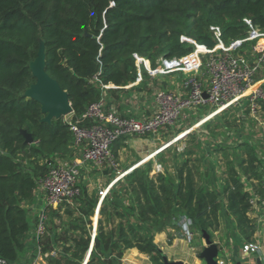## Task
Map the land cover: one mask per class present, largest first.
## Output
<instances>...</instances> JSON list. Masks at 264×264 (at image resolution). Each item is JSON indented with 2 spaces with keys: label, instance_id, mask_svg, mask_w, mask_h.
I'll return each instance as SVG.
<instances>
[{
  "label": "trees",
  "instance_id": "obj_1",
  "mask_svg": "<svg viewBox=\"0 0 264 264\" xmlns=\"http://www.w3.org/2000/svg\"><path fill=\"white\" fill-rule=\"evenodd\" d=\"M245 19L264 32V0H0V258L18 264L31 230L27 207L34 204L41 180L53 166L74 162L71 129L88 123L83 119L88 108L136 82L134 55L148 60L152 68L160 58L182 59L195 50L181 42L183 36L213 50L218 40L212 27L220 28L228 46L247 38ZM42 44L47 72L72 105L70 122L64 118L44 122L42 106L26 95L36 82L31 63ZM253 44H244L247 57ZM143 75L144 81H151L146 71ZM109 86L115 88H105ZM261 106L264 117V102ZM244 107L249 114L246 103ZM127 139L114 141L116 161ZM241 148L243 152L235 153L227 165L226 208L212 189L197 185L192 169L197 152L188 149L175 179L148 165L126 174L102 202L100 193L86 186L71 202L47 206L40 253L48 255L47 264H84L93 244L86 264H123L132 249L148 256L152 264H164L154 239L170 228L180 236L175 222L182 216L193 220L200 237L207 232L212 240L220 219L229 217L244 243H255L250 200L253 195L264 198V172L253 148L249 144ZM236 165L252 182V194ZM109 177L111 182L116 179L112 170ZM174 239L169 236L170 243Z\"/></svg>",
  "mask_w": 264,
  "mask_h": 264
},
{
  "label": "built area",
  "instance_id": "obj_2",
  "mask_svg": "<svg viewBox=\"0 0 264 264\" xmlns=\"http://www.w3.org/2000/svg\"><path fill=\"white\" fill-rule=\"evenodd\" d=\"M248 27L246 39L236 40L225 46L221 40V30L212 27L211 30L218 40V46L209 50L197 45L192 39L182 37L181 42L192 44L195 50L182 59L166 60L160 58L155 68L147 67L150 78L178 72L184 76L185 96L173 92L158 90L155 100L158 111L149 119L124 118L107 109L105 98L92 104L85 115L87 124L72 127L73 146L82 149L81 163L71 165L59 164L50 168L41 180L39 193L44 194L46 207L57 208L65 202H71L81 195L80 164L88 163L102 170L105 166L118 177V163L113 155L112 146L115 140L125 137L148 138L157 136L161 131L172 128L181 119L183 113L192 107H211L220 111L234 104L245 103L249 115L255 123L264 127V117L261 102H264V84L260 79L264 71V32L254 27L250 19L244 20ZM254 42L252 54L247 57L243 53L244 44ZM203 57H208L204 62ZM138 68V76L134 84L143 81L142 66L150 63L148 60L134 55ZM151 64V63H150ZM202 77L207 79L204 81ZM108 88V87H105ZM264 188V178L262 181ZM101 198L107 190H100ZM252 211L255 210L264 217V198L253 195L250 200ZM45 210L38 217L36 239L45 234L47 226ZM182 236L191 243L196 235L194 222L186 216L179 217L175 222ZM259 252V245L246 244L242 253L248 259V264H254L252 255ZM48 256V255H47ZM56 256V252L52 253ZM0 264H10L0 258Z\"/></svg>",
  "mask_w": 264,
  "mask_h": 264
},
{
  "label": "crops",
  "instance_id": "obj_3",
  "mask_svg": "<svg viewBox=\"0 0 264 264\" xmlns=\"http://www.w3.org/2000/svg\"><path fill=\"white\" fill-rule=\"evenodd\" d=\"M150 66V63L142 66L140 70L142 75L144 71L147 72V67ZM150 79L151 81H144L143 75V81L141 83L132 84L131 86L124 88L121 92H116L112 95H105L104 98L107 109L124 118L149 119L158 111V104L155 100V94L158 90L170 91L179 96H185L186 94L183 85L184 76L181 73L174 72ZM202 79L205 81L207 78L202 77ZM143 83H145V87L143 86ZM108 88L114 89L115 87L109 86ZM231 107L236 108L239 116H242V122L244 125L242 133H245V135L243 136L241 133L239 135H237V133H227V136H223L218 132V134L212 137L205 133L203 135V140L198 141V143L203 145L202 152L204 155L200 160L192 163L193 174L197 185L212 189L218 195L224 208L228 205V192L226 191V186L228 185V180H226L227 165L235 153L241 154L243 152L241 147L244 144H249L253 148L256 157L260 160L259 170L264 172V155L260 156L258 154L260 146L263 147V150L261 151L264 153V135L255 133V140L251 141V136L248 133L250 126L244 122V120L247 119V113L244 112L246 109L243 103L234 104ZM224 111L225 110L220 111L209 106L201 108L192 107L183 113L179 124H181V127H184V123L193 122L192 120L198 116H202L201 120L209 121L210 119L216 117V113L222 114ZM205 112L207 113L206 115ZM204 121L202 123H204ZM207 121L205 123H207ZM202 123L198 124L197 127H194V125L193 127L195 129H193L199 130L205 125ZM262 129L264 131V127ZM190 130H192V128ZM204 130L205 128H203V131ZM246 137L248 138V142L243 139ZM172 147L173 146H165L164 142L158 137L155 139H150V137H130L126 140L125 146L119 151L117 161L119 166L121 165L127 167V171H123L127 174L134 169L149 165L152 167L154 172L165 173L167 176L175 179L176 170L179 165L178 163H180V157L176 155L173 157L172 163L169 164L167 162V167L170 165L171 169L173 168V170L169 171L167 170L166 163L161 160L162 157L168 154V149H171ZM224 154H227L229 159L225 158ZM81 159L82 149L78 148L76 149L74 162L76 161L81 163ZM80 165L81 169L88 171V166L91 164L82 163ZM92 167L94 171H100L103 174L104 182L108 183L104 187L106 188L108 194L115 185V182L120 179H115L111 182L109 170L106 166L102 170L95 168L93 165ZM235 168L239 172L242 183L252 194V182L246 180V178L241 174L239 166L236 165ZM45 209V196L44 194L37 192L34 204L27 207L31 230L26 245V251L20 258L18 264H47L45 259L47 255L43 256L38 247V240L36 239L37 224L34 222L35 218L39 217L40 213ZM99 210L100 206L97 209L96 218L94 220L93 240L97 234ZM249 216L257 226L255 244L259 245V252L252 255L253 260L255 261L254 264H257L258 259H260L262 264H264V217L255 210H253ZM233 222L234 221L229 217H222V219H220L219 230L214 232L213 242L219 248L216 260L219 264H237L238 262L240 264H248V259L242 253L243 247L246 244L241 236L233 230ZM170 235L175 237L172 243L169 242ZM176 235V230L170 228L165 232L157 234L154 239V243L159 247L164 256H166L170 262L206 264V262L200 258L201 253L206 248V242L203 237L196 235L195 238L197 240L194 238V240L189 243L181 233L180 236ZM92 247L90 252L92 251ZM90 252L84 264L87 263ZM123 264H152V262L148 256L141 254L136 249H132L126 252L123 258Z\"/></svg>",
  "mask_w": 264,
  "mask_h": 264
},
{
  "label": "rangeland",
  "instance_id": "obj_4",
  "mask_svg": "<svg viewBox=\"0 0 264 264\" xmlns=\"http://www.w3.org/2000/svg\"><path fill=\"white\" fill-rule=\"evenodd\" d=\"M260 79L263 81V84H264V75H262ZM244 112L247 113L246 111ZM206 114L207 113L205 112V115ZM246 117L247 119L244 120V122H246L250 126L251 131L249 130L248 133L251 136V141L255 140V137H254L255 133L264 135V131L262 129L263 127L258 126L253 120V118L250 117L249 114H247ZM63 118L65 121L70 122L72 119V114L65 116ZM201 118L202 116L201 117L198 116L197 118L192 120L193 122L184 123L185 125L184 127H181V124H179V121H180L179 120L178 123L175 124L172 128H167L166 130L161 131L160 134H158L157 136L150 137V139H155L157 137L160 138L161 141L164 142L165 146L167 145V147L173 146L171 149H168V154L161 158V160L164 161V163H166V167H167V162L169 164L172 163L173 162L172 159L176 155L180 157L179 162H181L182 161L181 158H183L182 155L184 154L185 150H188V149L198 152L197 155H195V157L193 158H196L197 161L200 160L204 154L202 152L203 145L198 143V141L203 140L204 138L203 135L205 133L209 134L212 137L218 134V132L223 136H227L228 135L227 133H231V134L237 133V135L241 133L243 136L245 135V133H242V130L244 128V125L242 122L243 118L242 116H239L236 108L230 107L228 109H225V111L222 114L216 113V117L210 120L208 119L209 121L206 120L207 123H205L206 121L201 120ZM203 121L204 123H202ZM200 123L205 124V125L199 130L196 129L197 131L194 130L195 129L194 127H197V125ZM191 128L192 130H190ZM203 128H205L204 131H203ZM243 139L244 141L248 142L247 137ZM263 139H264V136H263ZM261 150H263L262 146H260V150L258 151L259 152L258 154L260 156H263L264 153ZM117 168L122 174L124 173L123 171L126 170L127 167H124L121 165L119 166V163H118ZM167 170L168 171L173 170V168L171 169L169 165L167 167ZM115 176H116V179H122L118 177V175L116 174ZM117 182L118 181H116L115 183ZM80 184H81V188L87 186L90 191L99 193L100 190L103 189V187H105L108 183L104 182L103 174L100 171L98 172L94 171L92 165H89L88 171L83 170V169L80 170ZM102 200H103V197L101 198V201ZM34 222L35 224H38V217L35 218ZM216 230H219V228H217ZM195 240L197 239L195 238Z\"/></svg>",
  "mask_w": 264,
  "mask_h": 264
},
{
  "label": "water",
  "instance_id": "obj_5",
  "mask_svg": "<svg viewBox=\"0 0 264 264\" xmlns=\"http://www.w3.org/2000/svg\"><path fill=\"white\" fill-rule=\"evenodd\" d=\"M31 69L35 84L27 91L26 95L37 101L42 106V112L46 115L44 122L51 123L54 119H61L65 116L73 114V108L70 103L67 92H65L59 83L53 79L46 69L45 49L42 47L39 51L38 58L31 63ZM28 143H32V138L23 132ZM206 242V248L201 253L200 258L206 264H219L216 260L219 253L218 246L213 242L207 232L203 233ZM164 264H184L183 262H170L164 256ZM237 264H240L239 262ZM257 264H262L261 260H257Z\"/></svg>",
  "mask_w": 264,
  "mask_h": 264
}]
</instances>
